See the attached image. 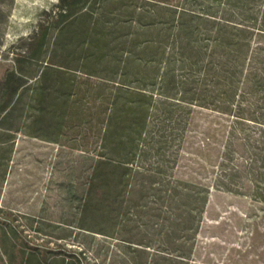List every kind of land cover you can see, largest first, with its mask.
Here are the masks:
<instances>
[{
    "label": "trees",
    "instance_id": "1",
    "mask_svg": "<svg viewBox=\"0 0 264 264\" xmlns=\"http://www.w3.org/2000/svg\"><path fill=\"white\" fill-rule=\"evenodd\" d=\"M12 51L11 75L40 66L20 84L19 129L56 157L79 151L68 191L82 240L64 261L216 264L196 258L213 193L264 204V0H59Z\"/></svg>",
    "mask_w": 264,
    "mask_h": 264
},
{
    "label": "rangeland",
    "instance_id": "2",
    "mask_svg": "<svg viewBox=\"0 0 264 264\" xmlns=\"http://www.w3.org/2000/svg\"><path fill=\"white\" fill-rule=\"evenodd\" d=\"M58 1L0 0V132L13 137L0 145V156L11 158L5 178V170L0 166V264H69L63 258L68 260V254L80 250L76 244L82 239L76 236L77 228L72 225L76 220L75 201L68 191L70 180L81 175L79 151H65L56 157L57 144L19 129L20 84H32L40 66H18L17 74L11 75L16 60L12 50L24 46L36 30L41 12ZM199 117L198 126L191 133L194 137L186 144L188 151L200 142L205 121L210 118L206 113ZM195 160L191 152H183L179 171L191 172ZM11 227L20 230L19 236L9 232V238H3L4 229ZM199 238V260L264 264V204L215 191ZM23 242L33 248L23 249ZM41 251L46 258L41 257ZM89 254L92 264H103L96 259L95 252Z\"/></svg>",
    "mask_w": 264,
    "mask_h": 264
}]
</instances>
